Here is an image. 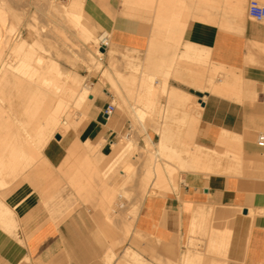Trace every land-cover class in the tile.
<instances>
[{
  "label": "rangeland",
  "instance_id": "rangeland-1",
  "mask_svg": "<svg viewBox=\"0 0 264 264\" xmlns=\"http://www.w3.org/2000/svg\"><path fill=\"white\" fill-rule=\"evenodd\" d=\"M26 1L28 2L26 3ZM72 1L4 0L3 2L6 9L12 7L8 9L11 14L7 12V14L9 13L7 16L10 21L9 25L6 26L8 29L4 28V26L3 32L9 34L12 40H18L20 37L18 41L25 39L28 42L35 43V45L34 47L26 46L20 53L13 50L10 46L4 47L0 55L1 73H3L5 68L9 67L12 74H15L16 77H25L26 74L16 68L24 60L22 52H29L30 50L35 52L34 56H42L47 63L54 61V64H58L65 72L67 71V74H79L84 87L89 88L91 92L94 89V93L97 95L89 106L86 103L82 104L83 107L82 105H74V107L70 105L67 109L70 114V121L73 122L71 123V125L73 124L72 130L78 134L75 132L76 137L64 138L63 142L67 149L71 151L78 150L80 154L66 156V153L63 154L62 151H59L56 158L46 155L47 157L45 156L38 161L35 158L27 160L23 155L16 157L13 168L9 169L8 173L3 174V179L0 180V202L6 203L13 209L16 207V204H10V199L3 197L1 194L4 190L1 181H6L7 184L14 183L15 185L13 186L18 183L24 184L21 187L10 186V191L22 190L24 186L32 189L38 194L42 209L50 217L66 218L75 210L83 207L96 210V214L104 216V224L107 230L113 228V231H109L110 234L108 233L107 237L112 240L117 238L119 251L125 249L126 244L130 242L133 221L142 198L148 192H165L177 187L181 180V175L185 172H190L189 165L193 162V156L191 154L187 155L189 152H183L186 150V146L191 148L200 144L204 150L210 149L208 141L204 140L200 134H195L199 128H202L201 118L198 120L199 123H197L198 121H195L193 113L187 111L170 96L168 88L175 85L193 93V87L204 91V88L202 89L198 86V84L204 82L205 89L210 87L208 93L226 96L241 103H244V101L235 94L228 95L213 87V84L222 83L218 81L219 78L226 79L227 70L214 67L212 59L206 65L198 64L200 62V53L211 54V52H204L202 49H193L192 47L208 45L185 42L184 50H179V47L183 45L182 35L187 27V19L173 20L172 15L166 20L159 19L160 15H162L160 11L155 13L156 17L154 19L152 17L149 19L143 18L142 11L151 8L146 0H117V2L116 0H88L89 3L94 4L96 9L90 15L89 21L85 20V15L82 18V21L88 22V25L93 28L96 37L88 39L82 33L77 32L78 27L73 22H70L61 13H57L55 7H52L53 3L67 7ZM261 1L264 3V0ZM119 2L122 5V10L118 17ZM130 2L136 4L134 6L137 7L135 11L131 7H127ZM160 2V6L164 5L165 2L168 4L174 3L179 9L186 5L185 0H160ZM49 3H51L50 7H48ZM248 3L249 1L247 2L246 14H248ZM200 5L202 9L205 8V3ZM212 7L220 9L219 4L217 6L214 2ZM49 8H52L54 12H49L52 10ZM153 14L154 12L150 13V15ZM57 16L62 17L58 18ZM116 16L117 19H115ZM146 21H149L150 24L154 22L155 30L160 32L158 35L153 34L147 50L142 52V50L136 48L118 47L109 38L108 50L103 51L104 55L102 61H100L99 51L101 47L98 39L99 35L101 36L105 32L107 26L109 30L114 26H119L141 31ZM231 22L232 20L230 19L229 23ZM262 24L264 25V23ZM8 30H11V32ZM55 38L58 40L56 39L55 41ZM58 41L60 43L57 44ZM60 44L61 47L59 46ZM158 46L161 49H158ZM81 49H83L82 52ZM83 53L89 59H86ZM25 59L27 60V58ZM31 61H34V64L36 63L35 58ZM236 70L238 71V68ZM11 72L8 77H11ZM213 75L215 76L214 81L211 77ZM114 80L117 81L115 82ZM106 88L114 89L115 92L105 94ZM263 88L264 85L260 89L256 87L258 94L254 100H257L249 102V104L251 103L250 105L263 106V104L258 103L262 101L260 92ZM196 97L198 100L202 99L198 95ZM121 101L126 102L124 113L119 107ZM111 102L116 105V110L113 114L106 117L111 119L122 118L123 129L107 126L104 123L105 117L103 113H105L107 105ZM53 112L54 110L49 109L37 111L31 109V111H27L21 106L14 109V112H11L9 128H0V156L3 154L2 150L6 142H10V145H8L9 150H15V145L18 142L19 144L21 142L26 144L24 137L27 135H33L31 140L34 149H36L35 147L38 144L44 142V137L47 135H50L47 141L50 148L59 146L60 141L58 138H61V136L58 135V138L54 137L50 130L53 127V119L51 118L54 115ZM141 113H143V119L140 116L142 115ZM61 114H64V112ZM81 121L84 122L85 127ZM96 122H100V126L104 123V127L99 130L98 136L93 137L94 130L92 129L96 128ZM80 126H82V129ZM260 129L255 131V143L258 135L262 131L264 132V130ZM8 135L13 138L9 139L8 137L6 139ZM162 137L165 139L167 146L158 150L157 142ZM184 146L185 150L182 149ZM86 148L91 152L90 165L85 162L84 152ZM232 149L237 150L238 148L234 147ZM121 153L122 157L120 158L118 156ZM211 153L214 154L212 151ZM69 156L73 157L71 158L73 161H70ZM215 157H218V155H215ZM225 159L223 162L227 164L229 159L227 157ZM111 164H113L112 168H110ZM95 165L96 171L90 170V166ZM88 167L90 168L89 170L87 169ZM99 168L103 170L100 172ZM196 170L198 171V169ZM197 171L192 172L191 170L192 173L201 174L206 178L215 175L230 176L229 173L227 174V169L226 172L223 170L224 174L219 172H217L218 174H207ZM85 183L87 184L85 185ZM11 195L9 194L8 197L11 198ZM262 208L264 207L254 209V214H252L253 208H239V210L241 211L240 214L248 213L249 216H253L258 213L262 214ZM232 218V213H230L229 221H232ZM116 221L118 222L117 231L114 228ZM0 225L2 227L8 226L2 221H0ZM201 235L204 236V234ZM213 235L220 248L217 251L209 245L207 252L221 255L227 244L231 240L235 241L240 234L238 231L235 232L228 227L226 233L220 234L219 232ZM135 237L136 239H133L135 242L128 244L119 262L123 264H145L144 262L148 264H173L171 259H166L165 261L161 258L157 259L154 253L144 251L138 243L148 240L140 232ZM153 243L155 244V242ZM195 244H199V239L194 240ZM132 247H137V249L147 253L150 256V261L146 260ZM203 252L204 250L197 252L191 249L190 254L194 259L189 264H202ZM117 253L113 248L110 250L111 255L107 257V264L113 263L118 256ZM113 254L115 255L114 257Z\"/></svg>",
  "mask_w": 264,
  "mask_h": 264
},
{
  "label": "crops",
  "instance_id": "crops-1",
  "mask_svg": "<svg viewBox=\"0 0 264 264\" xmlns=\"http://www.w3.org/2000/svg\"><path fill=\"white\" fill-rule=\"evenodd\" d=\"M146 1L151 8L142 11L143 18L154 19L155 13L160 11L162 15L159 19L166 20L171 15L173 20L187 19V27L182 35L183 45L179 50H184V43L190 42L208 45L192 48L211 52L200 53L198 64L206 65L212 59L227 66L239 67L238 70L242 71L244 77L253 82L255 80L258 89L264 85V25L245 13L249 0H185L186 5L181 9L174 3L165 2L160 6V0ZM213 2L217 6L219 4L220 9H214ZM201 3H205L204 9ZM119 4L117 16L122 10V5L120 2ZM128 4L127 7H131L133 11L137 9L134 7L136 4L132 2ZM151 12L154 14L150 15ZM105 31L109 32L110 40L118 47L136 48L142 52L148 49L153 34H160L155 30L154 22L150 24L149 21L143 24L141 31L119 26H114L111 30L107 26ZM158 49L161 47L158 46ZM251 51L261 59L252 58L254 56ZM249 60L253 61L254 65ZM193 90L195 95L206 98L201 115V137L204 140L216 142L223 129L245 134L261 128L264 121V106L237 102L196 87H193ZM103 115L107 116L105 113ZM249 116L253 118L250 119ZM118 118L120 117L115 119ZM256 118H260L256 120L258 123L254 122ZM99 123L96 122V128L92 129L93 137L98 136L99 130L104 127V123L101 126ZM257 124L260 128L256 126ZM248 127L249 130L246 131ZM243 146L247 159L252 160L254 165H264V153L256 151L257 145L254 140L252 142L247 140ZM238 181L240 179L233 176L215 175L206 178L201 174L185 172L181 175L177 187L165 192H148L138 207L128 244L135 242L133 239H136L135 235L140 232L148 240L136 242L144 251L154 253L157 259L161 258L164 261L171 259L173 264H181V257L188 248L189 223L192 224L196 208L199 207L205 213L201 221L202 234L205 236L199 237L201 243L199 248L204 250L202 264H211L214 260L217 264H264V213L249 216L248 213L240 214L239 210L251 205L255 209L263 207L264 193L256 190L252 192L251 198L248 192L239 188ZM9 203L16 204L14 210L17 232L15 230L6 232L4 231L6 228L0 225V264L21 263L26 257L30 264H107V257L112 248L118 252L112 264H123L119 259L128 244L125 249L118 251L117 238L112 240L107 237L113 228L107 230L104 216L96 214V210L83 207L66 218L50 217L42 209L38 194L27 186L15 191ZM230 213L232 221L228 220ZM223 219L227 221L226 224L222 222ZM117 223L116 221L114 225L116 231ZM214 227L219 231H224L228 227L235 232L241 231L235 241H228L221 255L207 252ZM132 248L150 261L147 253L137 247Z\"/></svg>",
  "mask_w": 264,
  "mask_h": 264
},
{
  "label": "bare ground",
  "instance_id": "bare-ground-1",
  "mask_svg": "<svg viewBox=\"0 0 264 264\" xmlns=\"http://www.w3.org/2000/svg\"><path fill=\"white\" fill-rule=\"evenodd\" d=\"M3 2H4V0H0V55L2 53L3 48L6 47V46L7 47L10 46L13 50H15L18 53H20V51L24 50V48L26 46H33L34 47L35 43L28 42L25 39H22V41H18L20 39V37H19L18 40H16V39L12 40L10 38L9 34H5L3 32L4 28L8 29V27H6L10 23V21L8 19V16H7L10 13L8 11V9L12 8V7L8 6L9 8L6 9L5 8L6 6L4 7V5H3L5 3H3ZM27 2L28 1H26V3ZM50 4L51 3L48 4L49 5L48 7L51 6ZM23 5H25V4H23ZM15 7H17V6H15ZM52 7L53 8L55 7L57 13H61L62 16L66 17L70 22H73L74 25H76L78 27V31L77 32L82 33L88 39L89 38H92V39L96 38L95 35H94L93 28H91L88 25V22H86V21L90 20V15L93 14V12L96 11V9L94 7V4L89 3L88 0H73L71 2V4L68 5L67 7L59 6V4L57 5V3L56 4L53 3ZM52 11H53V9L51 11H49V12H52ZM7 12H9V13L7 14ZM52 14L54 15V13H52ZM83 15H85V20L86 21H82ZM62 16H57V17L59 18V17H62ZM18 18H20V17L18 16ZM7 29H5V30H7ZM9 32H11V30ZM108 33H109L108 31L103 32V34L101 36L99 35V39H98V40H100V47L105 46L106 47L105 50H108L107 46L109 45V42H110L109 41L110 36H109ZM41 35H42V33H41ZM60 37H61V35H60ZM56 39L57 38H55V41H56ZM36 43H38V41H36ZM58 43H60V42L58 41L57 44ZM61 43H63V42H61ZM101 44H103V45H101ZM59 46L61 47V44ZM64 46H65V44H64ZM82 50L83 49H81V52H82ZM105 50L101 49L99 51V54H100L99 55V59H100V61H102V58H103V55H104L103 51H105ZM263 50H264V48H263ZM60 51H61V49H60ZM251 52L253 54V51H251ZM258 52H259V49H258ZM85 53H86V51H85ZM22 54L24 55V60L20 63V66H18L16 69L22 70L24 72V74H26L25 77H16L15 74H12V72H11L9 67H7V68L4 67L5 69H4L3 73H1V71H0V74H1L0 75V128H4V127H8L9 128V123L11 122V112L12 111L14 112V109L19 108L20 106L25 108V109H27V111H29V110L31 111V109L36 110V111L37 110H47V109L54 110V112H53L54 115L51 116V118L53 119V127L50 130H51L52 134L54 135V137L58 138L57 137L58 135L61 136V138H58L59 141H60V144H59L60 147L56 146V147H51L50 148V146L47 144V141H48V138H49L50 135L45 136L44 137V142L38 144L37 147H35L36 149L33 148V142L31 140L33 135L25 136L24 137V142H26V144H23L22 142H21V144H19V142H18L17 145H15V150H9L8 149V145H10V142H6L5 145H4V148L2 150L3 154H2V156H0V180L3 179V176H2L3 174L8 173V170L13 168V163L15 162L14 159L16 157L20 156V155L25 156V158L27 160L28 159H30V160L32 159L33 160L35 158L36 161H38V160H41L46 155L51 157V158H56L58 156L59 151H62L63 154L66 153V156L67 155L71 156V155L80 154V151H78V150H76V151L72 150L71 151V150L67 149L65 147L64 142H63L64 138L69 139L71 137H76V134H78L76 131H75L76 132V134H75V132L72 130L73 124L71 125V123H73V122L70 121V116H69L70 114H69V112H67V109L69 108L70 105H73V107H74V105L81 106L82 104L86 103L89 106L95 100V97L97 95V94L94 93V89L92 90L93 92H91L89 90V88L84 87V85L82 84V79L79 76V74H75V73L74 74L73 73L67 74V71L65 72L64 69H62L58 64H54V61L52 62L53 64L52 63H47L46 61H44L45 59H43L42 56H34V54H35L34 51L31 52L29 50V52H25V53L22 52ZM66 54H67V51H66ZM260 54H261V52H260ZM260 54H259V56H260ZM83 55L85 56L84 53H83ZM80 56H82V55H80ZM252 56H254V57H252ZM252 56L251 57L254 58V59H255V57L256 58L258 57V56H255L254 54ZM2 57H3V55H2ZM85 57H86V59H89L88 56H85ZM25 58H27V60ZM33 58H35V60H36L35 64L33 63L34 61L33 62L31 61V60H33ZM90 58H92V57H90ZM249 58H250V56H249ZM28 59H29V61H28ZM93 59H94V57H93ZM257 59H259V57ZM49 62H50V60H49ZM249 62H251V64H252L253 61L249 60ZM94 63H96V62H94ZM254 63H255V61H254ZM213 65L216 68H222V69L227 70V73H228V75H227L225 80L221 79V78L218 79V81H221L222 83H219L218 85L217 84H213V87H215L219 91L227 93L228 95L235 94V95H237V97L238 96L241 97L242 101H244V102L247 101L248 103L252 102L257 97L258 92L256 90V85L254 83L255 80H254V82L252 80H248L246 77H244L242 71L238 70L239 71L238 72L236 70V68L233 67V66H227L225 64L218 63V62H216L214 60H213ZM252 65H254V64H252ZM10 72H11L12 75H10L11 77H8ZM211 77H212V80L214 81L215 80L214 79L215 76L213 75ZM105 81H106V79H105ZM203 83L202 84H198V86L200 88H202V89L204 88V91L209 92V88L210 87L207 86L208 88L205 89L206 86H204ZM101 87H103V86H101ZM117 90H118V88H117ZM168 91L170 93V96L179 105H181L187 111L193 113L195 121L200 120V118H201L200 116H201L202 110H203V102L206 100L205 97L202 98V100H198L194 93H192L190 91H187L185 89L179 88V87H174V86H170L168 88ZM112 92H115V90L106 88L105 94L112 93ZM256 100H254V101H256ZM259 103L263 104V106H264V102L259 101ZM125 105H126V102H122V101L119 104V107L123 111V113L125 112V110H124V106ZM82 107H83V105H82ZM62 112H64V114H61ZM141 114L142 115H140V116H142V119H143V117H144L143 113H141ZM249 118H250V116H249ZM252 118L253 117H251L250 119H252ZM258 119H260V118L254 119L255 120L254 122H257L256 120H258ZM82 121H84V120H82ZM261 121H262V119L260 120V122ZM82 123L81 124L84 125V122H82ZM104 123H106L107 126H111V127L115 126V127L119 128V129H123V119L122 118L111 119V118L105 117V122ZM197 123H199V121ZM262 123L263 124H261L260 127H261L262 130H264V121ZM253 124H255V123H253ZM197 125H199V124H197ZM256 126L258 128H260L259 124H257ZM80 127L82 129V126H80ZM84 127H85V125H84ZM249 127H251V126H249ZM249 127L247 128L246 131L249 130ZM255 127H254V129H255ZM201 130H202V128H199L198 131L195 132V134L198 133V134L201 135ZM255 130H257V129H255ZM220 131H221V129H220ZM64 133H65V135H64ZM254 135H255V132H253V133L252 132H250V133L246 132L245 134H243V133L239 134V133L227 130V129H223L221 131V134L218 137L216 142H208V146H209L210 149L212 148L211 151L214 152V154L211 153L210 149L209 150H204L202 148V145H200V144H197L195 147H191V148L186 146V150H185V146H184L182 149H184L185 151H183L182 149L181 150L184 153H186V152L188 153L189 152L187 155L191 154L193 156L192 157V161L193 162H191V163H194V164L190 163V165H189L190 172H191V170H192V172H195V171H197L196 169H198L199 172L201 171V172L207 173V174H213V173L215 174L217 172L224 174L223 170H225V172H226V169H227V174L229 173L230 176L238 177V179H240V181H238L239 188L241 190H244V191L250 193V197L252 198L253 197V196H251L252 192H254L256 190H259L262 193H264V165H260V166L254 165L252 160H249V159H247L244 156V146L243 145H244V143L247 140L251 141V142L253 140H255L254 139V137H255ZM8 137H9V135L6 136V139ZM12 138L13 137H11V136L9 137V139H12ZM256 140H257V138H256ZM256 143H257V141H256ZM157 145H158V150L159 149L161 150V148H164L165 146H167V143H166L165 139L162 137L161 140H159L157 142ZM231 147L232 148L235 147V148H238V149L234 150ZM213 150H215V151H213ZM256 151L259 152V153H264V148L259 147L258 144H257ZM215 155L216 156L218 155V157H215ZM90 156H91V152H90L89 149L86 148V151L84 152V157H85V162L87 164H89L91 162ZM207 156H210V157H207ZM69 157H68V159H69ZM118 157L121 158L122 157V153L119 154ZM206 157H207V159L205 160ZM226 157L229 159V161H228L227 164H224L223 160ZM71 158H73V157H70V159ZM66 159H67V157H66ZM91 159H92V157H91ZM70 161H73V159H71ZM247 162H248V164H247ZM256 162L258 163V161H256ZM77 165H76V167H77ZM79 165H80V163H79ZM192 166L193 167L196 166L197 168L194 169ZM112 167H113V164H111L110 168H112ZM90 168L88 167L87 169L88 170L89 169L90 170L93 169L94 171H96V165L92 166V167L90 166ZM251 168H253V170H251ZM99 169H100V172L103 170L102 168H99ZM193 170H195V171H193ZM202 170H204V171H202ZM83 180L85 181V179H83ZM72 181H73V179H72ZM84 181H83V183H84ZM86 184L87 183H85V185ZM88 184H91V183H88ZM1 185H3V187H4V190L1 192L2 196L6 197L7 199H10L8 197V195L9 194H13L15 192V190L14 191L13 190L10 191V186H13L15 184L14 183L7 184L6 181H1ZM23 185H24L23 183L22 184L18 183L16 186H13V187H21ZM195 205L199 206V204H195ZM200 205H202V204H200ZM250 208H253L252 209V211H253L252 214H254L255 207H253L251 205L249 207V209ZM196 209H197V211L193 209L196 212H195V214L192 213V214H194V218L192 220V224L189 223V229L190 230H189V236H188V240H187V242H188L187 243V247L188 248H187V251L182 255V264H189V262L193 261L194 258L190 254L191 249H194L197 252L201 251L200 248H199V245L201 243L199 242L200 244H195L194 245V240L195 239H199V237H202V236H200L202 234L201 221H202V218H204V214L205 213H204V210L203 209H199V207H197ZM206 209H207V207H206ZM262 210H263V213H264V208H262ZM255 211H257V210H255ZM206 212H207V210H206ZM228 213L229 212H227V214ZM227 214H225V215H227ZM191 218H192V216H191ZM208 218H209V216H208ZM223 218L226 219L225 216ZM224 219H223L222 222H224V224H226L227 221H224ZM0 221L5 222L6 224H8V226L4 227V229L6 228L7 230L5 229L4 231H6V232L8 230H10V231L15 230L16 231L17 218H16L15 210L12 207H10L9 205H7L6 203H4V202H0ZM189 221H191V219ZM206 225H207V223H206ZM209 228H210V226H209ZM215 228L216 227H214V229L212 230V235H211L212 239H211L210 246H211V248H214L215 250L218 251L220 246L217 245L215 236L213 234H217L219 232H220V234L226 233L227 232V228L225 230L223 229L224 231H219V229L215 230ZM205 231H206V229H205ZM238 232L240 234L241 231H238ZM207 233H209L208 230H207ZM10 234H11V232H10ZM109 255H111V254H109ZM109 255H108V257H109ZM114 256L115 255L113 254V257ZM28 261H29V259L26 257L21 263L20 262L19 263L20 264H30V263H28ZM19 263H17V264H19ZM144 263L148 264L146 262H144ZM211 264H216L215 260L212 261Z\"/></svg>",
  "mask_w": 264,
  "mask_h": 264
},
{
  "label": "built area",
  "instance_id": "built-area-1",
  "mask_svg": "<svg viewBox=\"0 0 264 264\" xmlns=\"http://www.w3.org/2000/svg\"><path fill=\"white\" fill-rule=\"evenodd\" d=\"M248 15L255 21L264 23V3L261 0H249ZM260 98L262 102H264V88L260 92ZM115 110H116V105L111 102L107 105L105 109V114L109 116L113 114ZM257 144L260 147H264V132H261L258 135Z\"/></svg>",
  "mask_w": 264,
  "mask_h": 264
},
{
  "label": "water",
  "instance_id": "water-1",
  "mask_svg": "<svg viewBox=\"0 0 264 264\" xmlns=\"http://www.w3.org/2000/svg\"><path fill=\"white\" fill-rule=\"evenodd\" d=\"M101 49H102V50H105V49H106V47H105V46H102V47H101Z\"/></svg>",
  "mask_w": 264,
  "mask_h": 264
}]
</instances>
